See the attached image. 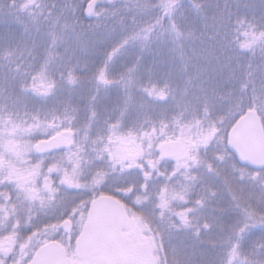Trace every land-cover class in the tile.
<instances>
[{
    "label": "snow or ice",
    "instance_id": "6c2138e0",
    "mask_svg": "<svg viewBox=\"0 0 264 264\" xmlns=\"http://www.w3.org/2000/svg\"><path fill=\"white\" fill-rule=\"evenodd\" d=\"M0 264H264V0H0Z\"/></svg>",
    "mask_w": 264,
    "mask_h": 264
}]
</instances>
